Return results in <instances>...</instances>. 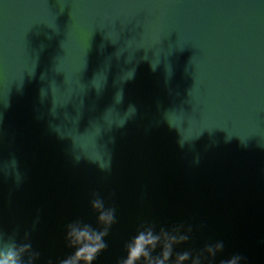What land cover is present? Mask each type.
I'll return each mask as SVG.
<instances>
[{
  "label": "water",
  "instance_id": "95a60500",
  "mask_svg": "<svg viewBox=\"0 0 264 264\" xmlns=\"http://www.w3.org/2000/svg\"><path fill=\"white\" fill-rule=\"evenodd\" d=\"M84 230L91 264H264V0H0V261Z\"/></svg>",
  "mask_w": 264,
  "mask_h": 264
},
{
  "label": "clouds",
  "instance_id": "9594fccd",
  "mask_svg": "<svg viewBox=\"0 0 264 264\" xmlns=\"http://www.w3.org/2000/svg\"><path fill=\"white\" fill-rule=\"evenodd\" d=\"M109 218L110 217H106L105 215H101L100 217L101 220ZM71 235L75 236L76 241H85V243L78 249L73 259L64 261L63 264H77V261L80 259H83L86 264H91V261L96 258L97 253L106 247V245L101 242L104 233L92 234L88 230H84L79 232L74 231ZM148 242L150 241L146 240L145 236L141 234L137 238L135 246L130 248V256L125 264H134V261L144 252V245ZM0 264H10V258L0 261ZM11 264H15V261L12 260ZM232 264H235V262L233 261Z\"/></svg>",
  "mask_w": 264,
  "mask_h": 264
}]
</instances>
